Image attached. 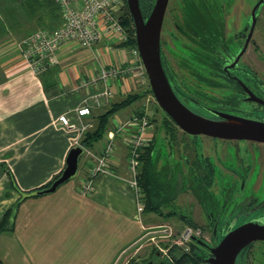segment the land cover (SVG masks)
Wrapping results in <instances>:
<instances>
[{
  "label": "crops",
  "instance_id": "0c3cea01",
  "mask_svg": "<svg viewBox=\"0 0 264 264\" xmlns=\"http://www.w3.org/2000/svg\"><path fill=\"white\" fill-rule=\"evenodd\" d=\"M7 37L4 35L0 39ZM1 42L0 218L22 197L12 188L3 163L10 168L21 191L30 193L39 190L65 170L70 150L82 139L81 127L91 124L89 119L95 121L98 115L107 111L113 103L123 100L127 94L136 93L125 75V83L120 81L116 95L104 100L101 107L84 103L88 93H97L102 85L86 90L82 87L83 80L89 81L104 65H129L130 53L125 49H116L114 46L118 42L105 41V45H97L93 52L74 45L64 46L59 53L58 71L54 79L47 81L50 83L48 88L39 76L19 61L16 48L9 46L2 49L4 43ZM103 57H107L104 61L108 62L103 63ZM127 85L129 93L125 92ZM85 107L92 115L80 117L79 110ZM119 113L113 120L125 121L134 114ZM64 114L76 128H66L60 123L59 118ZM126 147L123 141L117 142L113 173L98 175L92 182L93 191L89 196L79 194L82 182L90 176L85 161L73 182L62 185L55 193L27 198L18 211L14 231L0 234L2 264H31L32 256L36 257L33 262L39 264H54L57 261L76 264L80 258L84 264H109L117 254L115 250L119 252L127 248L140 230L151 228L156 217L166 215L154 211L138 215L135 195L127 185ZM94 149L99 151L101 146L97 145ZM110 215L119 219L124 240L114 248L109 259ZM136 219L141 225L136 224L138 229L133 225ZM76 230L84 232V235L77 237Z\"/></svg>",
  "mask_w": 264,
  "mask_h": 264
},
{
  "label": "flooded vegetation",
  "instance_id": "af4514ba",
  "mask_svg": "<svg viewBox=\"0 0 264 264\" xmlns=\"http://www.w3.org/2000/svg\"><path fill=\"white\" fill-rule=\"evenodd\" d=\"M161 53L175 94L191 111L215 121L220 120L217 112L264 123V0H169ZM177 128L187 138L186 143L184 137L172 140L171 130L160 136L165 146L161 161L170 168L175 165V169L159 170L157 161L156 170L162 173L157 181V203L162 208L168 207L178 202L188 188L195 191L198 202L187 204L192 214L180 217L191 219L197 227L180 222L185 228L199 230V238L208 247H215L231 231L245 225L264 228V187L261 192L254 191L264 182V143L201 135L219 141L223 147L220 158L224 171L220 170V174L232 175V187L227 191L235 189L240 198L245 193H249L248 198L259 193V197L252 199L255 206L249 200L245 202L249 206L244 205L242 212L234 215L239 202L229 207L231 197L221 200L213 192L219 171L216 164L208 153L200 152L192 143L189 137L193 136ZM162 148L157 144L155 160L161 157ZM185 167L192 175L190 179L187 178L190 174L183 171ZM198 207L200 212L196 215ZM191 243L203 250L206 261L212 256L209 248L193 241L188 243L186 252L190 251ZM166 259L157 251L144 264H170ZM237 261L264 264V240L244 248Z\"/></svg>",
  "mask_w": 264,
  "mask_h": 264
},
{
  "label": "built area",
  "instance_id": "2783aa9c",
  "mask_svg": "<svg viewBox=\"0 0 264 264\" xmlns=\"http://www.w3.org/2000/svg\"><path fill=\"white\" fill-rule=\"evenodd\" d=\"M55 2L62 13L61 26L53 31H36L16 45L21 62L36 76L60 64L59 53L66 45H74L79 49L93 52L95 47L104 41L119 43L126 40L127 33L120 22V15L126 5L125 0H55ZM129 53L130 61L127 68L124 64L110 67L104 65L89 81L83 80L82 87L86 90L102 85L97 93H88L84 100L85 104L90 103L93 107H101L104 100L112 99L116 95L117 84L125 75L129 77L135 89L148 85L149 78L138 48L130 50ZM89 114L90 109L87 107L79 110L80 117ZM59 121L66 128H76L65 114L60 116ZM111 125L112 128L100 143L99 151L85 149L90 176L82 182L79 194L83 197L89 196L93 191V180L100 174L112 172L117 159V142L121 140L129 148L130 174L127 181L135 193L137 213L142 215L146 209V195L139 183L140 158L144 149L150 146L154 138L153 126L148 113H134L127 121L115 118ZM92 127V124L83 125L81 134ZM75 146H80V142H76ZM193 236L199 237L201 232L186 227L182 237L185 248L188 247Z\"/></svg>",
  "mask_w": 264,
  "mask_h": 264
},
{
  "label": "water",
  "instance_id": "95a60500",
  "mask_svg": "<svg viewBox=\"0 0 264 264\" xmlns=\"http://www.w3.org/2000/svg\"><path fill=\"white\" fill-rule=\"evenodd\" d=\"M134 21L136 45L149 78L153 96L159 107L172 121L190 136H210L220 139L251 140L264 143V123L217 113L219 121L211 120L191 111L175 94L162 61L161 34L169 0H157L150 16L145 19L140 0H126ZM85 149L73 147L66 159V168L60 177L47 189L23 194L31 198L55 193L62 185L78 175L79 163ZM200 246L209 248L212 256L209 264H238L241 251L255 241L264 240V228L248 224L231 231L215 247L197 236L191 239ZM152 264V263H149Z\"/></svg>",
  "mask_w": 264,
  "mask_h": 264
},
{
  "label": "rangeland",
  "instance_id": "374dc122",
  "mask_svg": "<svg viewBox=\"0 0 264 264\" xmlns=\"http://www.w3.org/2000/svg\"><path fill=\"white\" fill-rule=\"evenodd\" d=\"M24 1H26V0H24ZM21 2H23V0H16V3H18V4H20ZM16 8L17 7H13L14 10H16ZM8 9H9V7H5L3 4H0V22L3 23V21L8 22L7 20H12V19H10L11 16L7 14ZM19 21H20L21 27L19 26L20 28L17 27L16 29L13 28V30L11 31V34H8L7 38H2L0 40V41H2L1 43H4V46L1 45L2 49L5 47H9V46L11 48H16V45L20 41V40H18L17 36L18 37L25 36V35H27V33H29L30 31L33 30V26L30 25L31 23L28 22L27 16L25 17V14H23V21L22 20H19ZM100 45L101 46L105 45V41L98 44V46H100ZM100 58H101V56H99V59ZM105 59H104V57L102 58L103 63H105L106 61L108 62V60L104 61ZM19 61H21L20 57H19ZM124 80H125V76L120 79L122 84L125 83ZM138 81H136V82L134 81V82L137 83ZM129 83H131L130 79H129ZM126 87H127V89L125 90V92L129 93L130 89H128V85ZM131 88H134V87L131 86ZM149 88H150V85L148 83V85L144 86V88L136 89L135 92H143V91L145 92ZM157 106H158V103L156 102L154 96L148 94L146 97H143L141 101H138L137 103L133 104L132 106L120 111L119 115L131 114L132 112H136V111H143L146 114L148 113L150 121L152 119L156 120L155 122H151V125L153 126V129H154V135H157V137L159 138L158 148L160 149L163 147L161 157L159 158V160L156 159V162L158 161L159 170H162L163 168L167 169L170 167L163 164V162L161 161L163 159L164 154H165V148H164L165 146L162 144L161 137L159 135L162 134L164 136V135H166V132L161 126L164 114L158 109ZM90 115H92L91 111H90L89 115H86V117L90 116ZM116 116H118V114ZM129 118L130 117L125 118V121H127ZM93 121H94L93 118L89 119V122H92L93 126H94L95 121L94 122ZM94 127H92L91 129H93ZM176 136H177V138H181V139L184 137V143L187 142V138L185 139V136L181 131H177ZM189 138L192 140V143L196 145V147L199 149L200 152H202V150H203V153H208V156L211 157L213 162L216 164V168L219 170V171H217V178L215 180L214 187H213V192H215L216 193L215 195H217L216 197L218 199H221V200L227 199L228 197H231L232 199L228 204L229 207L231 205H233L235 202H237V201L239 202L238 206H236V208L234 209V212H233L234 215L240 214L242 212V209L244 208L243 207L244 205L249 206V205L245 204V202H249V200L251 201L252 199H254L256 197H259V193H255L254 195H251V198L250 197L248 198L249 193H245V195L242 198H240L239 192L237 193V191L235 189L233 191H227V190H229V188L231 186L230 183H231L232 175L230 173H227V172L223 173L224 175L220 174V170L224 169V162L222 163L221 158H220V157H222V156H220V154L222 152L221 150L223 149V147L219 141H215L213 139L202 137V136H200V137H189ZM205 142H206V145H205ZM208 144L211 145V148H208ZM227 146L229 147V145H226V147ZM126 148L128 149L127 171H128V177H129L130 173L128 170V166H129L130 152H129L128 146ZM84 162L87 164V158L85 156H82L80 159V163H79L78 173L81 171ZM225 166H226V163H225ZM171 167L172 168H170V169L173 171L175 169V165H172ZM183 171L185 172V174L186 173L190 174L187 177L188 179H190V176H192V175H191L189 169H187V167H185L183 169ZM76 178H74L70 182H73L74 180H76ZM263 181H264V176H263L262 182ZM190 183H191V181H190ZM190 183H187L188 186H190ZM127 185H128V188L130 189V191L133 192L132 194H135L134 191L129 186V183ZM263 187H264V182L263 183L260 182V185H258V187H256L254 189V191L259 192ZM187 190L181 194V196L178 198V202H176L174 204H170L168 207L165 206L164 208L161 209V211H163L164 214H168L169 212L170 213L173 212V213H175L174 215H172L170 217L158 216V219L156 217L154 222H152V224H151L152 227L151 228H143L142 230H140L141 232L137 234L136 238L132 242H130V244H129L130 246L129 245H128V247L126 246L127 248H123L124 250L121 249V250H119V252H117V250H115L117 254H115L113 261H111L109 264H144L150 257H152V256L155 257V253L153 254L154 251L162 252L165 255V256L164 255L163 256L165 258H167L166 260H168L170 262V259L173 255L177 256V255H179L181 250H185V246L182 244L183 243L182 237L185 233V226L182 224V222H180L179 217L181 215L192 214L191 210L188 209L187 204L189 202H191L193 204L198 202L195 191L193 192L192 190H190L191 191L190 192L189 190L188 191ZM237 196H238L239 200L237 199ZM261 198L262 197H260V199ZM250 204H254L253 206H255L256 201L252 200ZM136 211H137V209H136ZM199 212H200V209L198 207V209H196V212H195L196 215H198ZM147 215H148V213H147ZM118 220L119 219L117 218V216L110 215V222L108 225L109 226V230H108L109 239H108V246H107L109 259L113 253L114 248L116 246H118L119 244H121L124 240L122 237V234H121V230H120L121 223H119ZM199 222H201V221H199ZM136 224H138L141 227V225L139 224L137 219H136V221H133V225L136 226ZM136 228L138 229L139 227L136 226ZM72 233H74V232H72ZM75 233L78 234L77 237H79L81 234L84 235V232H79L78 230H76ZM206 237H209V234H206ZM82 252L87 253L84 250H82ZM260 252H261V250L259 249L258 253H260ZM84 253H82V258H83ZM113 256H114V254H113ZM105 257H106V254L104 251L103 258H105ZM32 258L33 259L30 258L32 261L31 264H39L38 262L37 263L33 262V261H36V257L32 256ZM80 259L76 264H84L83 262H81ZM172 262H173V260H171V263ZM43 264H51V263H43ZM54 264H66V263L57 261ZM88 264H91V263H88Z\"/></svg>",
  "mask_w": 264,
  "mask_h": 264
},
{
  "label": "trees",
  "instance_id": "16d2710c",
  "mask_svg": "<svg viewBox=\"0 0 264 264\" xmlns=\"http://www.w3.org/2000/svg\"><path fill=\"white\" fill-rule=\"evenodd\" d=\"M0 4H3L5 7H9V9L7 10L8 12L7 14L10 15L11 16L10 19H12V20H7L8 22L6 21H3V23L0 22V37L1 36L4 37V35L8 36V34H11L13 28L16 29L17 27H19L20 26L19 20L23 21V14H25V17L27 16L28 22L31 23L30 25L33 26V30L27 33V35L23 37L17 36L18 40L20 41H22L30 34L39 30H49V31L56 30L61 26L63 22L60 7L57 5L55 0H26V1L23 0V2H21L20 4L16 3V0H1ZM125 4H126L125 8L122 14L120 15V22L127 33L126 40L119 42L114 47L116 49H125L130 51L134 48H137V45H136L134 21L129 11L126 0H125ZM140 6L144 18L147 19L150 16L151 12L153 11V8L155 6V0H140ZM13 7H17L16 10H14ZM162 61L166 73L168 75L167 67L164 62L163 53H162ZM57 71H58L57 66H55L39 75L40 79L42 80L46 88H48V86L50 85V83L48 84L47 81L49 80L51 81L52 79H54V76L57 73ZM148 94L153 95L151 87L147 89L145 92L143 91V92L127 94L123 100L113 103L107 111L102 112L100 115H98L95 118V127L91 130L90 129L87 130L83 134L82 139L80 141V146H82L84 149L95 151L94 148L97 145H100V143L105 139L108 131L110 130L113 117L117 115L120 111L132 106L138 101H141L142 98L146 97ZM157 107L161 111L160 107L159 106ZM134 113L142 114L144 112L136 111ZM155 121H156L155 119L151 120V122H155ZM161 126L167 132L171 130L170 132L172 134V140L177 139L176 133L179 129L177 128L175 123L170 119V117H168L165 113ZM158 142H159V138L157 137V135H154V138L150 146L145 148L141 154L140 168H139V175H140L139 183L146 195L145 211L147 212L154 211L155 213L164 215L163 211H161L162 204H158L156 201L157 199L156 193L158 190L157 181L160 180V175H162L161 172H158L156 170L157 162L154 158V152L156 150V146ZM2 167L10 178L12 188L18 191L23 196L25 192L20 190L10 168L5 163L2 164ZM60 175L54 178L50 183L43 186L39 190H44L49 188L60 177ZM206 181H208V185H210V180L206 179ZM26 199L27 198L21 197L18 202H16L11 208H9L2 215V217L0 218V234L14 231L15 221L18 215V211L20 209V206ZM174 214L175 213L173 212L171 213L169 212L164 216L170 217ZM179 219L187 225L197 227V224L189 218L179 217ZM202 252L203 250L200 247L191 243V249L189 252H186V248L185 250H181L179 255L177 256L173 255L171 257L169 263L170 264H209L206 261ZM154 253L157 252L154 251L153 254ZM171 260H173L172 263ZM0 264H2L1 261Z\"/></svg>",
  "mask_w": 264,
  "mask_h": 264
},
{
  "label": "bare ground",
  "instance_id": "6f19581e",
  "mask_svg": "<svg viewBox=\"0 0 264 264\" xmlns=\"http://www.w3.org/2000/svg\"><path fill=\"white\" fill-rule=\"evenodd\" d=\"M128 39V38H127ZM172 85V84H171ZM140 176V175H139Z\"/></svg>",
  "mask_w": 264,
  "mask_h": 264
}]
</instances>
